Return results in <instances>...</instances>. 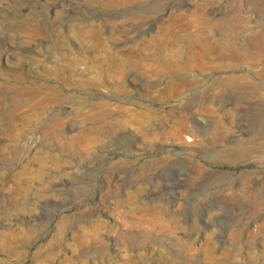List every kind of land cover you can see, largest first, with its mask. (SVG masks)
Listing matches in <instances>:
<instances>
[{"label":"rangeland","instance_id":"rangeland-1","mask_svg":"<svg viewBox=\"0 0 264 264\" xmlns=\"http://www.w3.org/2000/svg\"><path fill=\"white\" fill-rule=\"evenodd\" d=\"M263 116L264 0H0V264H264Z\"/></svg>","mask_w":264,"mask_h":264},{"label":"bare ground","instance_id":"bare-ground-1","mask_svg":"<svg viewBox=\"0 0 264 264\" xmlns=\"http://www.w3.org/2000/svg\"><path fill=\"white\" fill-rule=\"evenodd\" d=\"M105 1L107 3H115L116 4L122 0H105ZM126 1H130V0H126ZM221 19H224V18H216L214 16V17L209 18L208 20H209V22L216 24V22H220ZM231 25L233 28H237L243 32H249L248 33L249 39H255L259 35H263L260 31L258 32V31L251 30L249 25H248V22L246 21L245 17H243V16H239L238 19L236 18L234 21H231ZM212 49L214 51H217V50H219V46L215 45L212 47ZM219 83L222 84L223 86H234L236 84L234 79H231L228 77H224V78L219 79ZM256 133L258 134L260 139L264 140V116L261 117L257 122Z\"/></svg>","mask_w":264,"mask_h":264}]
</instances>
